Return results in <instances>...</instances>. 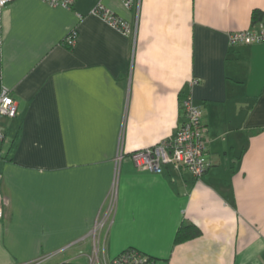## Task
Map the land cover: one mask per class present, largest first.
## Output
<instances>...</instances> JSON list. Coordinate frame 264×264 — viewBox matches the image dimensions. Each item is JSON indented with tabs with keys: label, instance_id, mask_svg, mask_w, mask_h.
<instances>
[{
	"label": "crops",
	"instance_id": "crops-1",
	"mask_svg": "<svg viewBox=\"0 0 264 264\" xmlns=\"http://www.w3.org/2000/svg\"><path fill=\"white\" fill-rule=\"evenodd\" d=\"M254 9L264 0L3 7L0 93L18 112L3 119L0 264H115L126 249L153 264H264V42L229 43L253 26ZM187 94L202 110L211 167L200 179L137 168L134 151L175 135ZM182 224L201 233L175 243Z\"/></svg>",
	"mask_w": 264,
	"mask_h": 264
},
{
	"label": "built area",
	"instance_id": "built-area-1",
	"mask_svg": "<svg viewBox=\"0 0 264 264\" xmlns=\"http://www.w3.org/2000/svg\"><path fill=\"white\" fill-rule=\"evenodd\" d=\"M13 0H0V18L3 7ZM51 6H63L71 8L77 0H41ZM128 7H132L135 0H122ZM95 13L105 19L110 25L121 30L123 33H132V27L123 19L116 16L112 11L99 5ZM66 46L74 47L77 42V31H71L63 41ZM264 42V22L254 24L250 29L234 31L229 34L230 45L254 44ZM193 84L199 83L194 79ZM184 121L177 129L175 135L166 141L153 147H147L134 151L131 155L135 165L139 169L150 170L155 173H163L166 166L188 171L194 178L200 179L211 167V161L207 157L208 137L207 126L202 119V110L193 101L191 95L187 94L181 102ZM17 102L9 94L7 89L0 93V145L5 139L3 126L4 118H13L17 115ZM122 154L117 156V163ZM108 213H111L116 205L115 188L109 193ZM3 198L0 194V209ZM97 222L94 231L99 229L104 221ZM115 264H149L148 257L135 249H129L114 259Z\"/></svg>",
	"mask_w": 264,
	"mask_h": 264
},
{
	"label": "trees",
	"instance_id": "trees-1",
	"mask_svg": "<svg viewBox=\"0 0 264 264\" xmlns=\"http://www.w3.org/2000/svg\"><path fill=\"white\" fill-rule=\"evenodd\" d=\"M252 24H256L260 21L264 22V11L261 9H254L252 12ZM64 43V42H63ZM65 44V43H64ZM68 48L72 49V46H67ZM201 233V231L199 230V228L197 226H195L194 224H182L179 229L176 232V236H175V243H179L185 240H188L190 238L196 237ZM129 249H126L124 251H122L118 256H116L115 258L119 257L120 255H122L123 253H125L126 251H128ZM154 260L152 257L148 256V263L149 264H153Z\"/></svg>",
	"mask_w": 264,
	"mask_h": 264
},
{
	"label": "rangeland",
	"instance_id": "rangeland-1",
	"mask_svg": "<svg viewBox=\"0 0 264 264\" xmlns=\"http://www.w3.org/2000/svg\"><path fill=\"white\" fill-rule=\"evenodd\" d=\"M42 262H43V261H39V260H38V261H35V262H33V263H30V264H43Z\"/></svg>",
	"mask_w": 264,
	"mask_h": 264
}]
</instances>
